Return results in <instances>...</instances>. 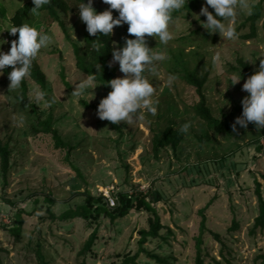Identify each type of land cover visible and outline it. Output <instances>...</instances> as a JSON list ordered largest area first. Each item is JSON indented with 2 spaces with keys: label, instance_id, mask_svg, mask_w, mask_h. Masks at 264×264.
I'll return each instance as SVG.
<instances>
[{
  "label": "rangeland",
  "instance_id": "rangeland-1",
  "mask_svg": "<svg viewBox=\"0 0 264 264\" xmlns=\"http://www.w3.org/2000/svg\"><path fill=\"white\" fill-rule=\"evenodd\" d=\"M21 2L0 0V5L8 9L6 14L0 12L2 30L11 25L13 12ZM101 2L103 10L109 8L104 0ZM256 2L241 0L231 21L235 28ZM204 4L205 0L198 9L183 11L173 19L169 24L173 38L167 44L146 34L148 46L166 57L154 62L153 71H147L158 99L157 112L153 115L141 110L133 120L116 123L118 127L101 119L93 107L108 94L101 84L92 90L94 93L86 90L84 97L72 93L73 82L88 75L77 66L73 46V42L84 43L85 28L77 7L64 15L66 31L54 19L51 29L40 16L33 21L32 26L53 36V42L37 56L47 75V87L43 90L28 75L26 101L17 97L19 88L8 90L10 79L4 72L0 74V138L9 140L12 151L7 182L0 168V264H38L36 249L40 243L50 264H81L84 256L80 251L96 226L98 239L85 257L86 264H120L126 255L138 252L140 230L149 228L153 213L132 209L114 220L102 215L93 224L81 217L59 216L82 203L87 191L104 195L114 208L120 204V192L132 193L136 189L159 191L154 204L164 227L160 236L149 238L145 246L168 257L171 264L195 263L196 241L204 216L207 264H259L256 257L264 252V230L252 233L251 228L259 214L256 178L264 192V127L236 124L232 134L212 130L210 141L199 140L196 134H204L207 124L193 109L199 97L195 87L182 78L181 62L199 74L208 73L204 85L208 103L215 115L230 118L233 126L242 114L238 109L243 110L242 98L248 95L243 83L251 75L239 59L248 62L254 72L259 69L260 60L264 59V15L255 38H241L240 34L249 30L247 26L235 38L228 39L218 32H207L200 23L206 16L195 17ZM208 7L210 11L211 6ZM112 11L115 18L118 10ZM125 28L126 22L114 26L115 48L124 42ZM3 35L0 33V39L5 40ZM127 35L134 38V34ZM11 43L6 41L0 49L9 51ZM111 64L117 66L116 77L125 75L118 62ZM239 71L241 79L231 83L232 74ZM64 74L70 86L63 80ZM35 89L44 91L45 97L32 99ZM39 114L41 118L51 114L53 126L62 138L75 145L69 155L66 148H56L52 134L35 131ZM185 123L189 129L178 152L166 147L156 156L154 135L169 124L181 128ZM47 195L54 198L52 204L44 200ZM19 211L24 222L17 240L8 228L18 224ZM234 221L239 223L236 229H232ZM138 261L162 264L145 252H140Z\"/></svg>",
  "mask_w": 264,
  "mask_h": 264
},
{
  "label": "clouds",
  "instance_id": "clouds-1",
  "mask_svg": "<svg viewBox=\"0 0 264 264\" xmlns=\"http://www.w3.org/2000/svg\"><path fill=\"white\" fill-rule=\"evenodd\" d=\"M26 1L22 0L21 4ZM48 2L49 0H33L32 9H39ZM104 2L109 5V8L99 12L92 6V0L87 2L81 0L78 4L80 18L86 23L88 33L110 36L114 26L126 22L127 32L134 34V38L126 37L123 46L113 49L110 64L118 62L120 70L125 75L106 81V84L111 86V90L100 100L97 114L101 119H107L113 123L129 122L141 110H147L155 115L158 99L154 95L155 87L145 73L154 70L155 61L164 60L166 57L163 52H154L153 47L148 46L146 34L155 36L156 39L158 37L161 44H167L173 38L169 30V24L173 21L172 13L182 9L187 4V0H104ZM208 6H211L214 12L209 11ZM240 7L241 0H205V4L201 6L200 12L196 13L195 17L199 19L201 14L206 16V20L200 23L209 33L218 32L221 36L232 39L238 33L231 21ZM113 9L118 10L115 18ZM0 12L6 14L7 7L1 4ZM225 20L229 23H224ZM17 32L18 37L12 41V34ZM0 33L4 34L3 38L7 42H12L9 51L0 49V74H3L6 66H12L11 71L8 72L10 79L8 90H14L19 88L21 82L30 74L34 59L42 48L53 42V36L27 23L18 26L10 25L3 30L0 25ZM5 40L0 39V45L5 43ZM93 46L100 48L101 44L96 42ZM218 56L219 53H217ZM95 66L98 72H92L83 79L77 80L78 82H73L75 83L72 91L74 95L84 97L86 90L94 93L92 90L100 84L96 82V75L102 73V66L99 63ZM240 79L239 71L238 74H232L230 82L235 84ZM242 87L248 95L242 98V114L236 117L233 129L235 130L236 124L247 128L250 122H253L257 128L264 127V59L260 60L259 69L247 77ZM45 95L44 91L35 89L31 98L39 101ZM188 129L189 124L185 123L180 131L187 132Z\"/></svg>",
  "mask_w": 264,
  "mask_h": 264
},
{
  "label": "trees",
  "instance_id": "trees-1",
  "mask_svg": "<svg viewBox=\"0 0 264 264\" xmlns=\"http://www.w3.org/2000/svg\"><path fill=\"white\" fill-rule=\"evenodd\" d=\"M204 0H187V4L180 10H176L172 13L173 19L182 13L183 11L192 12L200 7L201 3ZM81 0H49L47 4L42 5L39 9L33 10V0H27L25 3L21 4L11 18V25H22L29 24L32 25L33 21L39 16L42 19V23L47 25L49 29L53 27L52 20L54 19L60 25V27L66 31V24L64 20V15H68L74 8L77 7L79 11V3ZM87 2V0H85ZM103 2L101 0H92V6L96 11H103ZM3 11L5 9L3 7ZM210 11L214 10L211 8ZM215 14V13H214ZM264 15V0H257L251 7L250 14L245 18V20L236 28V32H239L242 28L247 27L249 30L247 32L241 33V38L245 40H251L258 35V22ZM206 20V17H205ZM41 24H39L38 28ZM85 33H84V43L78 44L73 42L74 51L77 58V66L80 70H83L88 75L98 72L95 64L99 63L102 66V73L96 75V81L102 85L105 91L108 93L111 90V86L106 84L107 80L116 77L117 66L110 64L113 57L114 45V36L113 33L110 36H103L98 34H89L86 29V23L83 22ZM47 28V29H48ZM207 32H209L207 30ZM127 28H125V38L127 35ZM18 37V32L12 34V41ZM96 39V40H95ZM95 40V41H94ZM99 42L101 44L100 48L94 47V43ZM125 42V40H124ZM124 42L121 44L123 46ZM239 63L247 70L248 73L253 74L250 64L246 62L243 58L239 59ZM185 66L183 62H181ZM182 67L184 72L182 78L188 82L190 85L194 86L196 93L199 97L198 102L193 105L195 113L206 122L207 130L204 134H196L197 138L201 141L211 140V131L219 130L224 131L227 134H232L233 126L231 124V119L228 117L220 118L214 114L211 105L208 103L207 95L204 90V85L208 79V73L199 74L196 70H190L186 66ZM12 66H6L4 69V74L8 77V72L11 71ZM147 75V71L145 73ZM29 76L34 79L44 90L47 87V75L46 72L41 67L39 61L34 59L31 71ZM28 77V76H27ZM25 78L21 85L19 86V93L17 97L20 99L28 101V92H29V80ZM63 80L65 83L70 86V83L65 79V74L63 75ZM83 103L89 105L87 101L83 100ZM97 109L96 106H93ZM241 111V107H238ZM35 112H38L37 107L34 105ZM40 115V114H39ZM38 115V122L34 125L36 132H46L52 134V137L55 141L56 148H66L67 155L75 148V145L69 141H65L58 128L53 126V116L49 114L46 118H41V115ZM249 124L254 125L253 122ZM115 127H118L114 123ZM185 139V132H181L180 128L175 127L173 124H169L161 133H157L153 137V150L155 155L158 156L161 149L170 147L174 153L178 152L180 143ZM9 140H3L0 138V168L4 181L7 182L8 174L11 168V148ZM264 178V175H263ZM257 184V195L259 199V214L255 218V223L251 228V232L255 233L257 230H264V192L262 189V183L256 178ZM85 200L78 204L75 207H70L67 210L63 211L59 216L61 219H68L72 217H81L85 219L88 223L93 224L94 222H99L102 215H108L112 220L120 216H125L132 209L141 211L147 210L153 213V217L150 218L149 228H143L140 230L141 238L139 240L140 248L137 253L134 255H126L123 261L120 264H139L138 257L140 252H145L148 257L151 259L162 263V264H171L169 258L162 256L157 252H154L148 249L145 246V243L151 237L160 236V231L164 227L161 222L160 214L158 213L155 202L159 198L158 190H150L145 192L144 190L136 189L132 193L120 192L118 196L119 205L112 208L109 205V202L106 200L104 195H94L91 191L86 192ZM44 200L49 204L54 202V198L51 195L45 196ZM48 210H51V206L48 207ZM52 217L56 218L57 216L52 212ZM16 218L18 224L9 226V230L16 237L17 240L20 239L22 233V225L24 218L22 216V211L16 213ZM239 227V223L234 221L232 229ZM206 231V218L204 216L201 224V230L197 236L196 241V255L194 264H207L206 258L204 256V233ZM219 240V234H215ZM165 238V236H163ZM98 239V226H96L86 240L83 248L80 251V254L84 256V260L81 264H86L85 257L89 252L92 251V248ZM36 255L38 257V264H50L46 259L45 254L42 251V244L38 245L36 249ZM256 261L259 264H264V252L260 253L256 257ZM220 261H217L219 263Z\"/></svg>",
  "mask_w": 264,
  "mask_h": 264
},
{
  "label": "built area",
  "instance_id": "built-area-1",
  "mask_svg": "<svg viewBox=\"0 0 264 264\" xmlns=\"http://www.w3.org/2000/svg\"><path fill=\"white\" fill-rule=\"evenodd\" d=\"M110 200H111L112 202H114V199L110 198Z\"/></svg>",
  "mask_w": 264,
  "mask_h": 264
}]
</instances>
